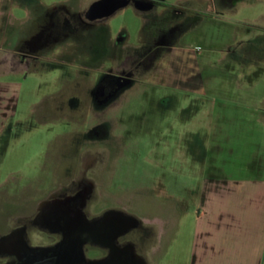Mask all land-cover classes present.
Wrapping results in <instances>:
<instances>
[{
	"label": "rangeland",
	"instance_id": "1",
	"mask_svg": "<svg viewBox=\"0 0 264 264\" xmlns=\"http://www.w3.org/2000/svg\"><path fill=\"white\" fill-rule=\"evenodd\" d=\"M224 4L165 0L156 10L160 20L132 5L116 12L105 35L117 43L112 64L137 82L106 108H93L96 78L76 59L89 46L60 47L51 60L6 74L18 84L0 117L3 206L22 209L18 203L43 197L65 177L77 140L105 161L72 175L85 181V220L108 209L138 217L144 226L133 237L137 249H161L150 254L151 264H193L207 158L233 177L252 160L264 169V0ZM155 41L165 43L162 55L141 59L144 45ZM60 51L70 57H57ZM88 133L108 137L94 143ZM31 239L46 243L40 232Z\"/></svg>",
	"mask_w": 264,
	"mask_h": 264
},
{
	"label": "flooded vegetation",
	"instance_id": "2",
	"mask_svg": "<svg viewBox=\"0 0 264 264\" xmlns=\"http://www.w3.org/2000/svg\"><path fill=\"white\" fill-rule=\"evenodd\" d=\"M237 1L224 0V7H234ZM123 3L127 5L110 13L111 6ZM164 4L165 0H69L47 6L39 0H2L0 50L12 55V69L19 71L23 67L30 68L51 60L53 51L60 47L68 50L69 45L76 43L75 49L81 51L84 46H89V52L81 51L76 59L82 60L81 67L87 75L96 78L90 90L93 108H106L137 82L131 71L117 72L114 69L112 62L117 55L113 52L117 43L110 44L105 39L110 18L132 5L139 12L155 13V19L160 20L161 15L156 10ZM174 8L177 12L182 10ZM16 10H23L28 18L19 17ZM88 36L94 38L90 44L86 39ZM165 47V43L159 41L147 43L141 59H157ZM56 56L62 59L70 57L68 52L62 51ZM74 56H71V61L76 60ZM92 134L87 136L94 143L104 142L108 137L104 135L99 139ZM71 147L65 177L56 181L43 197L27 198L17 204H21L22 209L16 210L4 207L1 199L0 207L5 214L0 215V264H27L41 258L57 260L68 249H77L82 258L95 264H116L118 258L120 262L132 256L135 260L124 263L151 264L150 254H159L161 249L149 255L137 249L133 237L144 226L141 219L108 209L85 220L88 216L84 214L85 181L83 177L76 180L72 175L77 173L82 176L86 169L96 163L104 165L105 161L100 151H84L83 144L77 140L72 141ZM86 226L89 228L87 231ZM37 232L46 239L42 246L32 242L31 236ZM156 263L159 264V259Z\"/></svg>",
	"mask_w": 264,
	"mask_h": 264
},
{
	"label": "crops",
	"instance_id": "3",
	"mask_svg": "<svg viewBox=\"0 0 264 264\" xmlns=\"http://www.w3.org/2000/svg\"><path fill=\"white\" fill-rule=\"evenodd\" d=\"M12 63V55L0 50V117L5 98L18 84L3 78L17 72ZM256 162L237 169L240 177H233L207 158L197 218L201 241L193 264H264V169Z\"/></svg>",
	"mask_w": 264,
	"mask_h": 264
},
{
	"label": "water",
	"instance_id": "4",
	"mask_svg": "<svg viewBox=\"0 0 264 264\" xmlns=\"http://www.w3.org/2000/svg\"><path fill=\"white\" fill-rule=\"evenodd\" d=\"M127 3H123L121 5H113L111 6V10H110V13H113L115 12L116 10H118L119 8L121 7H124L126 6ZM87 226L85 227V230L87 231ZM61 255V254H60ZM135 260V258H128L127 260H121L119 262V258H118V262L116 264H125L124 262H129V261H133ZM27 264H95L85 258H82L79 253L77 252V249H68L67 251H65L63 253V257L61 256L60 258H58L57 260H54V259H47V258H44V259H37V260H34L33 262H30V263H27Z\"/></svg>",
	"mask_w": 264,
	"mask_h": 264
}]
</instances>
